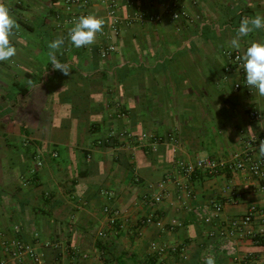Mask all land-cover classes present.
<instances>
[{"label":"crops","instance_id":"obj_1","mask_svg":"<svg viewBox=\"0 0 264 264\" xmlns=\"http://www.w3.org/2000/svg\"><path fill=\"white\" fill-rule=\"evenodd\" d=\"M134 1L160 19L123 23L104 58L103 32L89 47L71 44L74 25L57 17L62 0H0L20 26L16 56L0 62V264H159L153 242L170 249L169 264H205L204 254L216 264H264V244L240 237L237 261L220 234L252 205L263 214L253 228H264L263 181L229 170L186 178L175 168L178 158H259L263 129L248 107L264 110V96L235 89L241 76L226 71L225 52L243 17L264 16V0H180L177 20L165 11L170 0ZM90 12L106 15L99 0ZM61 37L56 58L71 65L67 76L48 56ZM253 41H264V29L241 38L239 50ZM162 183L164 197L152 206ZM217 204L223 210L205 223L198 213ZM152 213L156 222L143 225ZM18 241L41 263L14 259L7 248Z\"/></svg>","mask_w":264,"mask_h":264},{"label":"built area","instance_id":"obj_2","mask_svg":"<svg viewBox=\"0 0 264 264\" xmlns=\"http://www.w3.org/2000/svg\"><path fill=\"white\" fill-rule=\"evenodd\" d=\"M14 4H22V0H12ZM94 0H62V8L59 9V15L57 16L61 20V25L65 23L75 24L77 19L82 15L91 14L90 8L93 6ZM178 1L180 0H170L166 5L165 11L175 20L179 19L184 15V12L178 7ZM127 6L130 7L131 12L128 15L122 14V2L121 0H99V4L106 10V15L101 16L104 20L103 34L107 39L106 46L101 50L102 57H108L112 52L116 51V44L113 42L115 36H119L121 33L123 23L128 24L134 23V21H145L146 19L159 20L160 15L151 16L148 15L142 7H140L134 0H128ZM65 14L69 17L64 19ZM89 47V46H88ZM228 58V64L226 66V71L228 73H235L241 76V80L235 84L236 90L246 89L247 91H252L245 84V73L241 67V60L237 57L242 56L243 52L236 49H227L225 52ZM248 117L252 122L258 123L262 127V133L258 135L257 141L264 140V110L248 107ZM119 138H131L133 137L132 132L121 131L118 135ZM151 138L148 133H143L141 139ZM172 140L175 137L171 135ZM42 162H38L37 166H41ZM175 168L180 176L190 178L198 171H207L209 174L218 175L224 174L226 171H249L254 176L259 177L262 181V188L264 189V159L256 158L254 155L248 153L247 151H238L235 153L232 159H222L217 157H200L195 161H189L183 158H178L175 163ZM178 188L182 191L187 190V186L182 184L180 181L176 182ZM162 192L157 193L150 204L152 206L160 203L164 197L165 183L161 184ZM236 198H240V194L234 191ZM181 197V195H179ZM223 210L222 204H217L214 206L213 211H208L203 209L202 213H198L205 223H212L213 219L217 214ZM262 211L256 206L252 205L249 211L229 222L228 225L222 227L220 234L224 239L222 250L228 255L233 257L235 260L239 261L240 257L238 255V239L240 237H248L255 244H264V228L255 230L253 228V222L256 218L262 217ZM156 222V214L152 213L142 220L143 225H150ZM159 224L160 222L157 221ZM176 226V222L170 225V230H173ZM19 231V227H16ZM214 233H211L213 235ZM100 235H104L100 232ZM9 254L16 260L22 262L25 255L31 256L36 263H41V258L37 253L25 243L18 241L15 243L14 247L7 248ZM151 249L154 253L160 257L159 264H169L165 261L163 256L169 252L167 246L161 245L158 242H153L151 244ZM174 252L178 251L177 247H173ZM210 254H204L202 256V261Z\"/></svg>","mask_w":264,"mask_h":264},{"label":"clouds","instance_id":"obj_3","mask_svg":"<svg viewBox=\"0 0 264 264\" xmlns=\"http://www.w3.org/2000/svg\"><path fill=\"white\" fill-rule=\"evenodd\" d=\"M19 24L11 15L9 8L0 2V62L10 61L17 54L16 47L12 44V37L19 30ZM104 20L94 14L82 15L69 29L68 36L72 45L76 48L87 47L95 43L97 34L103 31ZM264 29V16H245L241 19L239 27L235 30L236 36L232 38L230 47L239 50L240 39L248 36L255 30ZM64 44V39L57 38L48 44L50 51L48 56L53 70H59L64 75H69L71 65L61 63L56 58V52ZM241 67L245 73V84L250 89H256L257 93L264 96V41H253L246 48L242 56ZM258 157L264 159V140L258 146ZM205 264H216L214 255L205 259Z\"/></svg>","mask_w":264,"mask_h":264},{"label":"trees","instance_id":"obj_4","mask_svg":"<svg viewBox=\"0 0 264 264\" xmlns=\"http://www.w3.org/2000/svg\"><path fill=\"white\" fill-rule=\"evenodd\" d=\"M104 72H105L104 74L108 76V74H109V73H108V72H106V71H104Z\"/></svg>","mask_w":264,"mask_h":264}]
</instances>
